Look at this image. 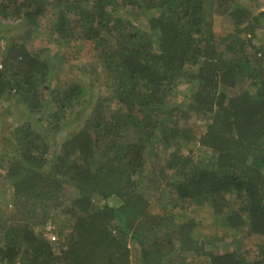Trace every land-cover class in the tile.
Returning a JSON list of instances; mask_svg holds the SVG:
<instances>
[{"label":"trees","instance_id":"obj_1","mask_svg":"<svg viewBox=\"0 0 264 264\" xmlns=\"http://www.w3.org/2000/svg\"><path fill=\"white\" fill-rule=\"evenodd\" d=\"M261 31L264 0H0L3 263L264 264ZM86 40L89 89L47 46Z\"/></svg>","mask_w":264,"mask_h":264},{"label":"rangeland","instance_id":"obj_2","mask_svg":"<svg viewBox=\"0 0 264 264\" xmlns=\"http://www.w3.org/2000/svg\"><path fill=\"white\" fill-rule=\"evenodd\" d=\"M121 13H123L126 17H129L134 23L135 26L137 28H144L147 25V18L140 16L139 14H133L130 12V10L128 8H123ZM7 22L11 23L13 25L12 29L15 30L17 28L18 25H21L22 22H19V20L16 22L15 20L13 21H9L7 20ZM16 23V24H15ZM234 27L232 19L229 15H219L215 18L214 20V28L215 31L217 33H221L222 31H229ZM48 36H50V33L48 34ZM257 39V43H264V32H259V36L256 38ZM47 41V40H45ZM7 40L4 38L0 39V45L4 49V46L6 44ZM49 47V53L53 52L56 48H59L61 51V54L63 56V61H64V65H63V69L62 70H57L55 71L56 76L60 77V78H65L68 76L74 77V76H81L82 78L84 77L85 79H87V84L86 87H91V77L92 74L90 73L89 69H93L91 65H93L95 63L96 58L94 57V51H93V46L94 43L90 40H86L85 43L82 46H77V45H73V46H56V45H47ZM1 55V54H0ZM90 66V67H89ZM91 85V86H90ZM89 89V88H88ZM92 90V89H91ZM186 90V86L185 85H181L180 86V91L178 93V97L179 100L183 99V92ZM89 91L86 92V97H90L88 93ZM81 111L78 110L77 113H74L75 115L73 117H76L77 115H80ZM10 115V114H9ZM11 116V115H10ZM72 117V115L70 116ZM15 120H18L16 117H14ZM4 119V123H5V127L3 128V134L4 133H8V120L9 117L7 119ZM12 120V119H11ZM69 121V120H68ZM69 125V124H68ZM68 125L66 127H62L61 130L56 133L55 135L52 136V138H54V142L55 141H61L63 134H69L72 132L73 128H77V126H69ZM1 133V132H0ZM194 148L198 150H201V153H203L204 151L200 148V146H198V144L195 142L193 143ZM151 151L148 152V155H150ZM157 194L159 193V191H154ZM159 202V200H158ZM212 212L209 209V207H205L201 213L199 214V218L203 221V225L205 228L209 229L210 231H213L215 229L214 223H213V217H212ZM54 226V224H53ZM55 227V226H54ZM57 227V226H56ZM55 232L57 233V238H58V232L57 230H55ZM57 240V239H55ZM231 244L234 247L236 245V242L231 240ZM225 249L222 246H216L214 248V250H223ZM137 249L135 246H133V255L132 257L135 260V253H136Z\"/></svg>","mask_w":264,"mask_h":264},{"label":"built area","instance_id":"obj_3","mask_svg":"<svg viewBox=\"0 0 264 264\" xmlns=\"http://www.w3.org/2000/svg\"><path fill=\"white\" fill-rule=\"evenodd\" d=\"M0 66H1V64H0ZM46 227H47V231L49 233L48 235L50 236L51 240L57 239V233L53 229L54 228L53 223L48 222ZM0 264H4L3 260L1 259V256H0Z\"/></svg>","mask_w":264,"mask_h":264}]
</instances>
